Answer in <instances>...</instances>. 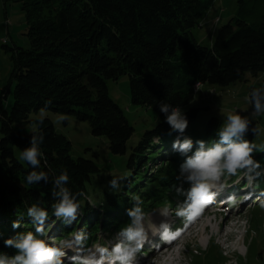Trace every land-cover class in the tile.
Masks as SVG:
<instances>
[{
    "label": "trees",
    "instance_id": "obj_1",
    "mask_svg": "<svg viewBox=\"0 0 264 264\" xmlns=\"http://www.w3.org/2000/svg\"><path fill=\"white\" fill-rule=\"evenodd\" d=\"M8 1L21 4L30 40L29 48L12 47L6 38L0 45L11 53L10 81L15 84L11 110L0 101V253L10 256L16 250L5 247L4 239L19 232H36L37 225L28 216V208L34 204L48 213L44 231L57 227L60 239L78 230L86 237L80 241L85 247L100 240V229L109 234L121 230L129 223L126 210L137 203L144 214L156 206L173 204L168 170L159 179L142 175L144 164L156 156L164 157V151H169V157L162 160L168 161L166 165L185 159L172 149L178 134L171 131L159 105L183 109L189 122L184 135L193 140L194 150L197 140L211 146L223 122L213 116L203 132L189 131L200 113V108L191 106L201 92H195V84L229 86L248 72L264 74V14L259 22L244 18L264 10V0H236L238 16L219 28L211 46L199 42L193 29L216 0ZM124 75L130 79L131 102L153 109L159 124L131 147L126 162L129 174L117 180L116 188L108 181L93 207L88 200L89 186L101 174L99 164L74 158L72 142L57 131L49 117L30 116L51 111L87 122L93 135L107 138L111 153L126 155L136 129L110 96L107 84ZM248 121L244 139L254 146L251 157L260 165L250 175H256L263 187L264 175L259 171L264 167V148L256 144L257 123ZM28 122H34L36 130L29 134L15 130V124ZM32 135L43 137L37 169L20 158ZM33 170L46 173L47 182L29 184L27 176ZM62 173L69 178L64 187L79 205L70 223L58 218L53 207L59 199L53 195L58 191L54 182ZM14 221L20 223L19 228L12 227ZM210 260L216 262L217 257L211 254Z\"/></svg>",
    "mask_w": 264,
    "mask_h": 264
},
{
    "label": "rangeland",
    "instance_id": "obj_2",
    "mask_svg": "<svg viewBox=\"0 0 264 264\" xmlns=\"http://www.w3.org/2000/svg\"><path fill=\"white\" fill-rule=\"evenodd\" d=\"M263 14L264 10H260L258 14L244 18L250 22H259ZM236 16H238L236 0H216L211 9L202 17L200 25L193 29V33L199 42L211 46L219 28ZM26 32L27 21L21 4L0 0V45L6 38L8 45L12 47L29 48L30 40ZM11 71V53L0 47V101L8 111L14 104L15 84L10 81ZM107 84L110 96L124 109L129 122L136 129L135 135L128 144L129 149L126 155L111 153L107 138L93 135L87 122L51 111L33 112L30 116L31 119L49 117L57 131L66 135L72 142L71 154L74 158L83 157L99 164L101 174L95 179L96 183L89 186L88 200L93 207L96 206L94 203L97 199L100 200L108 181L109 184L113 179L122 181L123 176L129 174L126 162L130 156L131 147L139 143L146 131L155 129L159 124V117L153 109L137 106L131 102L128 75L122 76L119 80H108ZM258 88H264L263 73L254 76L248 72L241 80L229 86L205 83L191 104L192 107L200 108V113L189 131L201 133L213 116H218L224 124L228 115L238 113L247 120L257 123L256 144L260 148H264V114L255 115L253 104L250 101L252 90ZM199 91L200 89H197L195 92ZM65 119H67V123ZM36 128L34 122L15 124V130L23 134H29ZM168 153L169 151H164V157L156 156L149 159L144 164L142 171L145 168L146 170L142 175L148 178L154 176L159 179L163 178V173L168 170L167 175L170 176L169 181L172 184L169 194L171 198H174L173 204L156 206L151 211H147L144 214L143 223L147 227L146 232H148L155 227L152 221H156V218L159 220L165 215H171L172 221L167 224V228H160L154 234L146 235L142 247L136 253L134 264L141 262L164 264L159 251L160 247L167 248V245L178 244L180 239H175V236L182 233L185 238L179 243L181 262L177 261L174 264H264V186L259 185L256 175H246V170H242L234 175L222 176L220 181L215 182V185L206 193L199 195L190 216L177 215L178 209L176 208L186 201L190 185L180 177V165L183 161L171 160L169 165H166L168 161H162L169 157ZM259 174L264 175V167L259 171ZM220 187H222L223 193L219 192ZM130 198L134 199L131 196ZM220 199H225L229 203L227 207L231 211L227 215L214 214L212 207H209ZM202 211L207 212L203 221H211L208 232L203 235L202 226L199 225L196 230L189 233L191 225L195 226L196 222H201L197 216ZM238 215L243 219L234 221L232 217ZM98 218L97 220L101 219L100 214H98ZM221 222L223 226L220 230L217 226ZM119 231L109 234V232L100 229V240L88 247H85L86 245L84 246L80 241H76V235L80 234L78 230L70 233L66 238L58 239L60 235L57 227L52 226L44 231L42 239H45L50 246H60L63 241L68 242L69 246L63 249L65 252L61 258L63 264H83L84 261H88L89 264H94L95 261H101V264H119L118 261H113L110 255L100 251V249H107L108 253L111 252L112 247L120 239L117 235ZM90 254L92 255L88 257L87 255ZM211 254L217 257L216 262L207 261Z\"/></svg>",
    "mask_w": 264,
    "mask_h": 264
},
{
    "label": "clouds",
    "instance_id": "obj_3",
    "mask_svg": "<svg viewBox=\"0 0 264 264\" xmlns=\"http://www.w3.org/2000/svg\"><path fill=\"white\" fill-rule=\"evenodd\" d=\"M250 101L253 104L255 115L264 114V88L253 89ZM159 110L165 115L166 123L170 126L171 131L178 134L172 147L174 151L185 157L184 162L180 165V177L190 185L187 199L183 205L178 206L177 215L190 216L199 195L206 193L215 185V182L220 181L222 176L234 175L238 169L246 170V175H248L260 167L251 157L254 146L244 139L249 121L240 114H230L226 117L223 126L218 130V139L211 146L203 140H197L194 150L193 140L184 136L189 122L183 109L161 103ZM42 141V136L32 135L29 146L21 152L20 158L33 169L40 167L42 153L39 145ZM68 179L67 173H62L56 178L54 184L58 191H54L53 195L59 199L53 207L58 218H64L66 222L70 223L76 218L79 205L75 202V197L71 192L64 187ZM41 180L47 182L46 173L33 170L27 176L29 184L39 183ZM110 184L113 188L118 187V182L115 179L111 180ZM126 212L129 223L118 232L117 235L120 239L112 247L110 253L107 249H100V251L110 255L111 259L118 261L119 264H134L136 253L146 238L143 223L144 212L138 203L127 209ZM28 216L37 225L36 232H19L13 237L4 239V246L16 251L11 256L7 253H0V264H63L61 259L65 255L63 249L69 246L68 242L63 241L60 246H50L45 239L38 238L44 235L43 226L48 216L47 211L34 204L28 208ZM12 227L19 228L20 223L14 221ZM161 227L167 228V225L162 223ZM0 237H2V233H0ZM85 238L83 234H80L75 239L79 242ZM83 264H89V262L84 261ZM94 264H101V261H95Z\"/></svg>",
    "mask_w": 264,
    "mask_h": 264
},
{
    "label": "bare ground",
    "instance_id": "obj_4",
    "mask_svg": "<svg viewBox=\"0 0 264 264\" xmlns=\"http://www.w3.org/2000/svg\"><path fill=\"white\" fill-rule=\"evenodd\" d=\"M196 85V84H195ZM195 91H197V86H195ZM223 187V186H222ZM222 187H220V190H219V192L220 193H223V191H222ZM227 188V187H226ZM225 188V191L227 190ZM219 193V194H220ZM220 204H221V202L219 203V202H217L215 205H210L209 207H212V210H215V209H219V206H220ZM228 211H230V210H228ZM206 214H207V212L206 211H202V213H200L198 216H197V218H199L200 219V221L201 222H196L195 223V226H194V224L193 225H191V227L192 228H190V230H189V233H192V231L193 230H196L197 229V227H199V225H201L202 226V229H203V235L206 233V232H208V229H209V227H210V225H211V221H208V222H205V221H203V219L205 218V216H206ZM232 219H234V221H240V220H242L243 218H242V216H240V215H238V216H236V217H232ZM156 221H152L153 223H154V226L155 227H153L152 229H151V231L150 230H148V232H146L147 231V227H145V232H146V235H149L150 233L151 234H154L155 233V231L157 230V229H160V228H162L161 227V224L163 223V221H165V223L164 224H169L171 221H172V216L171 215H165V216H163L162 218H160L159 220H157V218L155 219ZM196 220V219H195ZM223 226V224H222V222L221 223H219L218 224V229H220L221 230V227ZM189 227V226H188ZM187 227V228H188ZM162 229H164V228H162ZM220 233H222L221 231H219ZM181 237V238H180ZM183 238H185V236H184V233H182V234H177L176 236H175V239H180V242H181V240H183ZM177 242V241H176ZM179 242V243H180ZM178 243V244H179ZM175 246V245H174ZM174 246H172V245H167L166 247L167 248H164L165 246H161L160 247V249H159V251H160V255H161V258L163 257V260L165 259V261H164V264H174V263H176L177 261L178 262H181V260H180V258H179V255H180V253L179 252H176V250H175V248H174ZM92 254H90V255H87L88 257H90ZM92 258V257H91ZM140 264H144V263H140Z\"/></svg>",
    "mask_w": 264,
    "mask_h": 264
},
{
    "label": "built area",
    "instance_id": "obj_5",
    "mask_svg": "<svg viewBox=\"0 0 264 264\" xmlns=\"http://www.w3.org/2000/svg\"><path fill=\"white\" fill-rule=\"evenodd\" d=\"M195 86H197V89H201L202 84L201 83H197Z\"/></svg>",
    "mask_w": 264,
    "mask_h": 264
}]
</instances>
